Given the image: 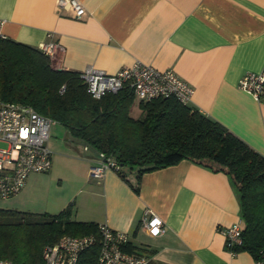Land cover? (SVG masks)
Returning <instances> with one entry per match:
<instances>
[{"label":"crops","instance_id":"1","mask_svg":"<svg viewBox=\"0 0 264 264\" xmlns=\"http://www.w3.org/2000/svg\"><path fill=\"white\" fill-rule=\"evenodd\" d=\"M56 1L0 0V35L39 49L56 43L54 69L114 74L135 62L171 69L194 89L190 108L264 156V96L256 101L238 88L245 74L264 72V0H81L80 18L59 12ZM50 159L46 177L66 178L68 191L34 209L29 176L16 196L22 212L57 214L72 204L71 220L125 233L147 248L149 264H255L249 253L224 247L222 230L240 215L222 172L182 160L142 174L136 192V169H123L126 180L112 170L91 176V150ZM148 212L163 222L157 236L142 225Z\"/></svg>","mask_w":264,"mask_h":264},{"label":"trees","instance_id":"2","mask_svg":"<svg viewBox=\"0 0 264 264\" xmlns=\"http://www.w3.org/2000/svg\"><path fill=\"white\" fill-rule=\"evenodd\" d=\"M0 100L32 107L68 129L95 154L113 160L117 174L136 169L137 192L146 172L182 160L227 176L239 202L241 242L232 250L255 259L264 251V156L188 105L173 98L139 100V118L129 112L133 93L127 88L100 100L86 92L80 73L54 69L39 48L0 37ZM73 205L57 214L29 213L0 208V259L41 264L42 251L63 236L97 235L98 225L71 220ZM125 250L149 257L147 248ZM95 245L78 264H94Z\"/></svg>","mask_w":264,"mask_h":264},{"label":"built area","instance_id":"3","mask_svg":"<svg viewBox=\"0 0 264 264\" xmlns=\"http://www.w3.org/2000/svg\"><path fill=\"white\" fill-rule=\"evenodd\" d=\"M56 6L59 12H72L75 18L86 14L81 0H57ZM57 46L56 43L47 42L40 50L52 57ZM80 76L87 94L94 100L127 88L143 102L173 98L182 105H188L194 93L193 87L173 70H157L139 62L123 67L114 74L88 66ZM238 88L260 101L264 96V72L245 74L239 80ZM52 123L50 118L37 113L30 106L0 100L1 201L19 194L30 174L49 171L51 152L48 141ZM83 150L88 151L89 148L83 146ZM96 159L90 167L93 177L101 178L107 170L117 172L119 169L116 162L104 158L103 154H96ZM142 225L150 236L159 235L163 229L162 220L151 212L143 217ZM222 233L226 251L235 254L232 248L241 242V221L231 224ZM128 242L125 233L99 224L97 235L63 236L45 246L41 264H78L80 255L95 245L98 246V256L94 264H149V257L125 250ZM0 264L20 263L0 259ZM255 264H264V251L255 259Z\"/></svg>","mask_w":264,"mask_h":264},{"label":"rangeland","instance_id":"4","mask_svg":"<svg viewBox=\"0 0 264 264\" xmlns=\"http://www.w3.org/2000/svg\"><path fill=\"white\" fill-rule=\"evenodd\" d=\"M137 104L138 99L134 97L131 113L135 117L137 116ZM48 146L49 150L52 152V155L58 153L69 156V151L72 153L74 152V149H76L77 151H83L82 143L76 138H73L69 134L68 129L66 127L56 122H53L51 124ZM64 168H67V165H65ZM46 175L45 173L30 174L29 178L30 180H32V194H30L31 196L28 198L30 202L27 203H30V206L35 207L34 209L38 207V202L41 203L42 201L43 205L46 206L47 201H52L56 197L58 198L60 196H63L69 189V181L66 178H62V180H59L54 177H46ZM16 196L8 200H0V208L22 211V209L20 208L22 206L19 205L22 204L21 201L23 199H19L21 197L17 198ZM28 204L23 205L25 206ZM47 206L50 207V205ZM32 207L31 209H33Z\"/></svg>","mask_w":264,"mask_h":264}]
</instances>
